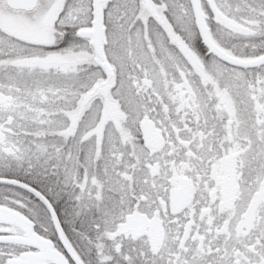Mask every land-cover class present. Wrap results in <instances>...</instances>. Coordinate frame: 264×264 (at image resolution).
Instances as JSON below:
<instances>
[{
  "label": "snow or ice",
  "instance_id": "1",
  "mask_svg": "<svg viewBox=\"0 0 264 264\" xmlns=\"http://www.w3.org/2000/svg\"><path fill=\"white\" fill-rule=\"evenodd\" d=\"M0 264H264V0H0Z\"/></svg>",
  "mask_w": 264,
  "mask_h": 264
}]
</instances>
